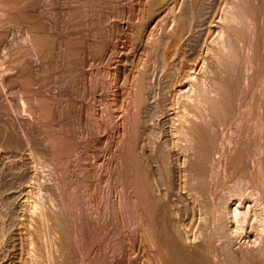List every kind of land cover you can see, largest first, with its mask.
<instances>
[{
	"label": "rangeland",
	"instance_id": "374dc122",
	"mask_svg": "<svg viewBox=\"0 0 264 264\" xmlns=\"http://www.w3.org/2000/svg\"><path fill=\"white\" fill-rule=\"evenodd\" d=\"M83 1L85 2V0ZM83 1L0 0V264H93L94 256H97L96 259L99 260L104 257L103 261H106L105 258H109L110 264H147V257L151 249L144 239L143 242L141 232L132 229V231L137 232L134 236L140 235L141 238L139 236L138 239L132 237L133 232L130 229L133 228L130 225L132 223H129L130 219L125 217L128 209L120 208L125 206L120 198V192L118 193L120 189H116L118 190L116 193L114 192L115 189H112L115 186L111 185L114 183L112 177L114 171L111 169L115 166L111 157L116 150L115 143L121 136L119 132L122 131L123 118L128 111L133 109L131 106L129 107L131 95L134 91L132 85L135 83L133 81H136L135 79L140 75H144V89L146 91H143L144 103L139 107L140 110H138L139 108L134 109V111H139L140 114H137L141 116H139V119L141 118L143 123L139 124V134H141L139 135L140 139L138 138V144L140 143L138 146L143 156H145L144 158L153 167L152 181L156 183V196L162 197L161 199L165 200H163L164 204H168V211L171 216L173 215L171 217L173 226L182 235V242H185L184 244L187 246H194V244L195 246H205H202V248L208 251L207 254L214 260L212 261L214 264L226 263L224 254L228 249L239 256L242 253L254 251L258 244L264 241V183L261 182L264 180V167L262 166L264 163V156H262L264 155V135L262 136L260 130H257L261 123L259 119L261 116L258 111L261 110L259 108H261L264 97V41L259 43L256 39L257 44L263 46H257L262 47H260V50L263 49L261 54L258 51L259 49L256 48L261 57L256 51L253 52L252 43L249 46V42L247 44L243 42L246 47L248 45L246 48L241 41H238L236 48L241 55L237 64L230 62L224 69L225 65L220 63L222 62L220 57L228 52L223 47L225 44L223 42L232 36L229 35L231 33L228 23L235 24V26L237 24L235 21L231 23V21L226 20V17L234 9V3L237 0H203L202 6L198 3L201 7H197V4L195 6L192 0H86V3ZM90 1L91 4L92 2L93 5L95 4V8L90 4ZM260 1L262 0H259V2L256 0L255 3L259 4ZM263 10L264 7L261 10L262 13L260 11V17L257 16V20H253L254 22L261 21V25L258 24L259 22L252 24V21H250L251 25L248 26L249 22L246 24L250 35L252 34V29L249 31L250 26L255 25L258 28L256 29L257 32H253V35L257 38L263 36L259 38V41L264 40V34H262L264 32ZM181 13H188L187 19L189 21L191 19L190 25L186 21H184L183 25H185L183 27L182 24H179L178 18ZM251 38L253 39L254 36ZM75 40L76 44L73 45ZM50 41H52V45ZM78 42L81 47L77 45ZM36 43L41 46H38V48ZM47 43H50L49 46L52 49L47 48ZM68 43L72 44L75 48L72 45L69 46L77 51L73 53V58H67L68 56L65 54L66 48L69 49ZM155 45L159 47L157 51L154 48ZM98 46L100 49H98ZM78 50L80 53H78ZM77 53L78 55H76ZM75 55L79 56L78 61ZM65 56H67V59ZM69 59L73 60L70 61ZM76 62L81 64L77 65ZM235 65H238V69H243V71H241V85L238 84L237 89L235 88L236 92L239 93L237 92L238 95L232 97L236 100L232 101L231 98L227 100L233 102L231 106L228 105L229 108L226 106L227 115L225 116L229 121L228 117L231 115L229 117L231 123H228L225 117L223 121L222 119L218 122L213 121V116L210 117L211 119L209 118V115L212 114L209 113L210 107L207 105V96L210 99L219 97L217 96L219 95V91H217L218 80L220 76L224 77L226 74L234 72L237 69ZM230 66L232 69L227 68ZM26 76H30L29 81ZM91 77L94 78V81ZM95 78H99L100 81ZM88 83L92 85L96 83V85L92 87ZM46 99L54 103H51V101L48 103L47 100L49 107H55L50 110L52 116L48 115L49 119H55L54 121H47L48 116L45 118L40 114V110L44 108L42 106H45L44 103L46 102L44 101ZM88 103L91 109L90 115L86 109ZM65 106L68 107L65 108ZM255 107L256 109H254ZM37 110L39 111L37 112ZM126 110L128 111L126 112ZM67 111H71L72 114ZM228 111L232 114H228ZM235 112L236 115H233ZM67 113L72 115L73 118H70ZM86 113L91 119L86 118V116L89 117ZM246 114L248 115L246 116ZM37 115L39 116L37 117ZM252 115H254L253 118ZM257 116L260 123L256 118ZM245 117L252 119H248V121ZM254 117L259 123L258 126L256 121L254 124ZM38 118L40 120L43 118V121L38 122ZM204 119L209 120L210 123L213 121L211 126L216 131L215 136L217 134L220 136L215 137L219 138L218 141L214 138L217 142L209 144L213 149L209 147L212 150L206 155H210V158L213 157L212 159L207 157L208 160L213 161L212 164L208 160V162L205 161V165L208 166L207 174L209 175L206 180L207 188L205 189H208V191H203L198 187L195 188L196 181L189 177L190 164L191 160L195 159L193 156L195 152L187 148V143L191 139L189 138L191 137V128L195 123L203 122ZM45 120L46 122H44ZM87 120L91 123L90 125ZM235 120L239 121L236 122V127H234L236 123L233 124ZM49 122L53 123L50 124ZM71 122L75 123L74 127ZM64 124L68 129L63 127ZM253 124L257 128L255 126L254 128ZM49 125L53 126L50 127ZM58 125L61 129H64V131H60L63 136H59L60 132L58 131V137L65 139L64 136L68 135L69 141L68 137L65 139L68 144L65 140L64 143L67 144V148L69 146L75 147L74 149L70 148L73 154L67 153L69 156L72 154L70 157L64 153L71 151L69 148L64 151L66 146L60 147L63 149L57 148L60 153L66 156H60L63 154H59V150L56 155L52 151V149L56 150L55 146L50 149L51 142L49 140L56 138L55 132L60 129ZM67 125L69 127L71 125L70 129ZM238 126L239 131L244 135L238 134L240 133L237 131ZM44 127L48 131H45ZM243 127L245 130L246 128L247 130L251 129L250 133H247V130L245 131ZM73 130H76V133H73ZM65 131L66 134H64ZM71 131L72 134H77L78 139L74 135L70 137L72 135ZM256 131L257 133H255ZM46 132L48 135L45 134ZM245 134L249 136L248 138L251 139L252 143L254 142L253 150H251L253 157L250 155L252 158H249L250 160L246 158L249 164L245 162L247 165L232 171L228 159H226L229 158L228 152L234 151L231 148H235V143L239 140L244 139L243 142L246 140V144L250 142ZM252 134L256 139L259 135V139L254 140ZM260 135L262 139H260ZM233 136H235V139ZM46 138L48 139L46 140ZM188 139L189 141H187ZM73 140L76 141L72 142ZM212 140L213 137L211 142ZM226 140L233 147L229 148L228 146L231 145H227ZM261 140L262 145L259 143ZM62 142H60L61 145L58 142L56 143L58 146L55 145L57 147L62 146ZM69 143L75 146H71ZM216 143L218 144L217 147L215 146ZM257 145L262 146V150L260 147L258 149ZM159 147H162L167 154L168 165L166 164L167 170H163L164 172L158 170V167L160 168L157 160V149ZM254 147L258 149V151L256 149L258 152L256 153L261 154L260 158L256 153L253 154ZM226 148L228 150L227 154L225 153ZM198 153L201 152H197L196 155ZM198 156L201 157V154ZM62 157L68 158L69 161L67 160L66 163V158L63 159ZM262 157L263 159H261ZM200 159H197V161ZM109 160L110 163L113 162V166L108 163ZM257 162L261 166H258ZM212 165H215V168L213 167L215 170L209 168ZM227 165L229 168H227ZM230 170L233 173H230L232 177L228 176L229 173L227 174ZM259 172L260 174H257ZM64 173L66 175L63 177ZM256 174L259 176V180L256 178ZM111 177L112 180H109L108 178ZM254 178L258 180V183H255ZM110 182L112 183L110 184ZM256 184L262 186V188ZM104 192L107 194L106 196H104ZM71 194H74V197L71 196L72 198H70ZM84 200L88 202H83ZM119 200L124 206L118 203ZM109 201L110 203H107ZM104 203L109 204L110 211L107 205L102 206ZM71 204L74 205L75 210L71 208ZM110 204H113V207L116 208L114 209ZM110 206L119 215L116 216L113 210L111 212ZM94 207L97 209V217H95ZM101 207L102 211L107 212L108 210L105 215L104 212H99ZM72 210L75 211V214L72 213ZM85 211L88 212L86 213L88 216L89 213L93 214L94 218L92 215L89 216L91 219H88V216L85 217L86 220L88 219L86 222L90 226L86 225L84 218L81 219L85 215ZM69 215L81 216L79 218L80 222L75 220L78 219L77 217L72 218ZM66 216L73 220L67 219ZM106 217L108 220L105 219ZM115 217L118 218L122 228H119V222ZM64 220L67 222H64ZM81 220L86 227L89 226L88 229L82 226ZM99 221L100 223L105 222L103 223L104 227L100 225ZM62 222L66 225L69 222L68 226H72V228H67ZM106 224L108 225L106 229L109 230L107 234H110L109 236H106ZM114 224L119 229H116V226L113 229L116 227L117 232L122 233H117L115 229L112 231L111 226ZM91 225L95 226V230H97L96 226L102 230L95 231L93 230L94 226L91 228ZM63 227H66V229ZM78 227H81L83 234L85 233L82 234L83 236L87 235L85 239L80 235L81 230L79 231ZM71 229L74 236L71 233L70 235L73 238L75 237L73 241L68 234L72 232ZM92 230L95 231V235ZM114 232L118 234L116 238L111 237ZM127 232H130V234L128 233L131 235L130 237L127 236ZM98 235L103 237H97ZM104 235L107 238H113L115 242L110 240L113 244L124 241L125 245L123 242L113 245L110 241L107 242L109 238L104 239ZM117 236L123 238L120 240ZM79 237L82 239H79ZM86 239L93 241H89L90 244H88ZM95 239H102V242L98 240L96 241L98 245L94 244ZM84 240L86 241L84 242ZM133 240L137 241L134 242ZM209 241H211L210 245ZM70 242L74 244V247H70L72 245H70ZM102 244L104 245L102 246ZM111 244L113 245L112 248L115 246L114 251L119 248L117 251L119 254L111 251L113 250L111 247L108 248ZM143 244L144 247H142ZM81 245H86L85 250H83V247L80 248ZM89 245L90 247L93 245L92 249ZM99 245H101L102 250ZM86 248L89 252L91 251L90 254ZM97 249L101 251L99 252ZM81 250L86 252L85 260L83 257L84 252H81ZM121 251L123 252L120 253ZM74 253H76V256ZM80 253H83V255ZM96 253L100 255L98 256ZM112 254H115V256ZM90 258H93L91 263Z\"/></svg>",
	"mask_w": 264,
	"mask_h": 264
},
{
	"label": "bare ground",
	"instance_id": "6f19581e",
	"mask_svg": "<svg viewBox=\"0 0 264 264\" xmlns=\"http://www.w3.org/2000/svg\"><path fill=\"white\" fill-rule=\"evenodd\" d=\"M21 1H23V0H21ZM79 1V0H78ZM83 1V0H82ZM236 1V0H235ZM69 2V1H68ZM84 2V1H83ZM192 2H193V4L195 5V4H197L198 5V3L199 4H201V6H202V2H203V0H192ZM256 2V0H237L235 3H234V6H233V10L229 13V16H227L226 17V20L229 22V21H231V23H233V21H235V23L237 22V24H236V26H235V24H230V23H228L230 26H229V29H230V33L231 34H229L231 37H228L227 39H225V42H223V43H225L224 44V48L228 51L227 53H225L224 55H222L220 58H221V60L220 61H222V62H220V63H222L223 65H225V67H224V69L226 68V66H227V64H230V62H234L235 64H237V62L240 60V55L241 54H239V52H238V50H237V46H236V43L238 42V41H241L242 43L244 42L245 44H247V42H249L248 43V45L250 46V43H252L251 45L253 46L252 48V50H254L253 52H257V54L260 52V54H261V51L264 49H262V50H260L263 46L261 45V44H257V41H256V39H258V42L260 43V42H262V41H264V40H262L261 39V41H259V38H262L263 36H261V37H258L257 38V36H255V35H253L254 33V31L255 32H257L256 31V29H258V28H256V26H255V28H254V26H250V29H249V31L251 30V32H252V34L251 35H253L254 36V38L252 39H250V37H253V36H251L250 34H249V32H248V26L249 25H251V22L250 21H252V24L254 23L255 24V22H259L258 24H260L261 25V21H253V20H257L256 18H257V16H259L260 17V11L262 10V8L264 7L263 5V3H264V0H262V1H260L261 3H255ZM258 2H259V0H258ZM84 3H86V0H85V2ZM95 3V2H94ZM184 3V2H183ZM90 4H91V1H90ZM92 6H94L93 5V2H92V4H91ZM89 6V5H88ZM190 6H192V5H190ZM196 6V5H195ZM200 5H198L197 7H199ZM200 6V7H201ZM82 7V6H81ZM99 7V6H98ZM78 8V7H77ZM76 8V9H77ZM94 8H95V6H94ZM191 8V7H190ZM81 9V8H80ZM78 11V10H77ZM192 11H193V9H192ZM195 11H197L196 9H195ZM63 12V11H62ZM79 12H81V11H79ZM194 12V11H193ZM229 12V11H228ZM263 12H264V10H263ZM39 13V12H38ZM261 13H262V11H261ZM78 14H81V13H78ZM41 15V14H40ZM73 15V14H72ZM75 15V14H74ZM80 16V15H79ZM153 16V15H152ZM262 16V15H261ZM187 17H188V13L186 14V13H184V14H182L181 13V15H180V17L178 18L179 20V24L183 27L184 25H183V23H184V21H186L189 25H190V22H191V19H190V21L187 19ZM194 18V17H193ZM228 18V19H227ZM193 20V19H192ZM261 20V19H260ZM40 21H42V20H40ZM225 21V20H224ZM247 22H249L250 24H248V26L246 25L247 24ZM105 24V23H104ZM258 24H256L257 26H259ZM188 26V25H187ZM222 26V25H221ZM42 27V26H41ZM252 27V28H251ZM263 27V26H262ZM180 28V27H179ZM260 28H261V26H260ZM264 28V27H263ZM253 29H255V30H253ZM175 30V29H174ZM261 30H263V29H261ZM250 32V33H251ZM261 33V32H260ZM223 34V33H222ZM256 34V33H255ZM262 34H264V32H262ZM261 35V34H260ZM221 37V36H220ZM46 39V38H45ZM52 40V39H51ZM72 40V39H71ZM82 40V39H81ZM47 41V40H46ZM53 41V40H52ZM52 41H50L51 42V45L54 43V41H53V43H52ZM36 42V41H35ZM41 42V41H40ZM42 42H44V41H42ZM72 42V41H71ZM74 43H73V45L74 44H76L75 42H76V40L75 41H73ZM80 42V41H79ZM79 42H78V46L79 47H81L80 45H79ZM243 43V44H244ZM37 44V43H36ZM43 44V43H42ZM48 44V43H47ZM80 44H81V42H80ZM158 44V43H157ZM244 44V45H245ZM50 45V43L48 44V47L47 48H51V46H49ZM68 46L69 45H72V44H70V43H68L67 44ZM72 45V46H73ZM82 45V44H81ZM100 45V44H99ZM248 45H247V47H248ZM258 45H261V46H259V47H257ZM263 45H264V43H263ZM37 47L38 46H41V45H36ZM54 46V45H53ZM67 46V47H68ZM72 46L70 47L69 46V49L67 50V48H66V53L65 54H67V56H65V58L67 57V58H73L72 56H74L73 55V53L76 51L75 49L73 50V48H75L74 46H73V48H72ZM76 46V45H75ZM156 46V45H155ZM77 47V46H76ZM78 47V48H79ZM154 47V46H153ZM245 47H246V45H245ZM246 47V48H247ZM261 47V48H260ZM39 48V47H38ZM47 48H45V49H47ZM96 48V47H95ZM155 49H156V51L158 50V48L159 47H154ZM256 48H258L259 50V52L257 51V49ZM44 49V51H46ZM52 49V48H51ZM50 49V50H51ZM77 49V48H76ZM97 49V48H96ZM98 49H100L99 48V46H98ZM215 49V48H214ZM249 49V48H248ZM250 49H251V47H250ZM94 50V49H93ZM44 51H43V53H44ZM98 51H100V50H98ZM77 52V51H76ZM75 52V53H76ZM225 52V51H224ZM78 53H80V51L78 50ZM78 53L76 54V55H78ZM42 54V53H41ZM40 54V55H41ZM100 54V53H99ZM254 54V53H253ZM256 54V55H257ZM260 54H258L260 57H261V55ZM44 55V54H43ZM48 55V54H47ZM75 55V57H77V61H78V57L79 56H76ZM257 55V56H258ZM74 57V58H75ZM81 57V56H80ZM44 58V57H43ZM66 58V59H67ZM103 58V57H102ZM219 58V57H218ZM257 58V57H256ZM232 60V61H230V60ZM258 59H260V58H258ZM262 59V58H261ZM70 60V59H69ZM71 60H73V59H71ZM70 60V61H71ZM246 60V59H245ZM76 61V60H75ZM67 62V61H66ZM73 62V61H72ZM78 62H76V64H77ZM75 64V65H76ZM79 64H81L80 62H79ZM79 64H77V65H79ZM23 65V64H22ZM25 66V65H24ZM27 66H29V65H27ZM81 66V65H80ZM75 67V66H74ZM77 67V66H76ZM82 67H83V65H82ZM88 67V66H87ZM234 67V66H233ZM235 67H237V69L236 70H234V72H231V73H228V74H226L224 77H222V76H220V79L218 80V84H217V91H219L218 92V94L219 95H217V96H219L218 98L217 97H215V98H211L210 99V97H208L207 96V105H209V107H210V112L209 113H211L212 115H209V118L211 117V116H213V118H214V120L213 121H220V119H222V121L224 120L223 118L227 115V110H226V106L229 108V106L228 105H230L231 106V104L233 103H231L230 102V100H229V102H230V104H229V102L227 101L228 99H230L231 98V100L233 99L232 97L233 96H236V95H238V93L236 92V89H237V86H238V84H240L241 83V76H242V72L241 71H243V69L242 70H239L238 69V65L236 66L235 65ZM235 67H234V69H235ZM242 67V66H241ZM79 68V67H78ZM227 68H231V66L230 67H227ZM240 68V67H239ZM263 68V67H262ZM32 69V68H31ZM232 69V68H231ZM74 71V70H73ZM81 71V70H80ZM225 71V70H224ZM246 71V70H245ZM141 73V72H140ZM139 73V74H140ZM143 73V72H142ZM227 73V72H226ZM221 74V73H220ZM219 74V75H220ZM253 74V73H252ZM146 75V74H145ZM143 76L144 75H140V76H138L135 80L136 81H133V82H135V83H133L134 85H132L133 86V94L131 95V100H130V102H131V104L129 105V107L131 106L133 109L131 110V111H128V110H126V112L128 111V113L125 115V117L123 118V124H122V131L121 132H119V133H121L120 135V138H118V140H117V142L115 143V147H116V150L113 152V154H112V157H111V159H112V161H114V164H115V166H113L112 165V163H110V160H109V162L108 163H110L114 168H112L111 170L112 171H114V174L112 175V177H113V182L114 183H112V182H110V184L111 185H114L115 186V188L113 187H111L112 189H115L114 190V192H116V191H118L119 189V191H118V193L120 192V194H121V196H120V194H119V196H120V198H121V200H122V203L123 204H125V206L124 205H122V203H121V201L119 200V202L118 203H121V206H124V207H120L121 209H124V208H126V209H128V210H126L127 212V215H126V213H125V217H127L128 219H130V220H132L131 222H130V220H129V223H132V224H130V225H132L133 226V228H130L131 229V232H133L132 234V237L134 236V234L136 233L137 234V232H141V237H142V240L144 239L145 241H146V243H147V246L151 249V252H150V254H148V262H147V264H214L212 261H214V260H212L211 258H210V256H209V254H207L208 253V251H206V250H204L203 248H202V246L201 245H199V246H195V244H194V246H187V245H185L184 243L185 242H182V238H181V236L182 235H180L179 234V232H178V230H176L175 228H174V226H173V222H172V220H171V217L173 216H171L170 215V213H169V211H168V204L167 205H165L164 204V201L161 199L162 197H158V196H156V193H155V190L157 189V187H155V184L156 183H154L152 180V172H153V170H152V168L153 167H151L150 166V164L148 163V161L144 158L145 156H143V154L141 153V151H140V148H139V144H138V140L140 139L139 137V135L141 134H139V124H141L142 123V120H141V118L139 119V111H137V110H135L134 111V109H138L140 106H142V103H144L143 102V100H144V98H143V91L145 90L144 89V87H145V84H144V78H143ZM27 77V80L30 78V76H26ZM25 79V78H24ZM73 79V78H72ZM77 79V78H76ZM88 79H90V78H88ZM91 79H92V77H91ZM94 79V78H93ZM92 79V80H93ZM96 80H99V78L97 79V78H95ZM37 80V79H36ZM64 80V79H63ZM74 80V79H73ZM78 80H80V79H78ZM29 81V80H28ZM89 81V80H88ZM91 81V80H90ZM94 81V80H93ZM93 81H91V82H93ZM100 81V80H99ZM101 81H102V79H101ZM79 82V81H78ZM44 83V82H43ZM74 83H75V81H74ZM104 83V82H103ZM127 83V82H126ZM88 84H90V86L92 85L91 83H88ZM96 85V83L94 84V85H92V87L93 86H95ZM241 85V84H240ZM89 86V85H88ZM252 87V86H251ZM77 88V87H76ZM236 88V89H235ZM240 88V87H239ZM238 88V89H239ZM146 91V90H145ZM147 94V93H146ZM253 94V93H252ZM257 95V94H256ZM250 96V95H249ZM251 97V96H250ZM259 97V96H258ZM235 98V97H234ZM45 100V99H44ZM47 100H48V103L51 101H49V99H46V101H44V102H46V103H44L45 104V106H42L41 104H43V103H41L40 105L42 106V107H44L42 110H40L41 111V115L42 116H44L45 118H47L46 116H48L50 113H52V111L50 112V110H51V108H55V107H53V106H51V107H49L48 105V103H47ZM89 100V99H88ZM149 100V99H148ZM234 100H236V99H233L232 101H234ZM250 100V99H249ZM42 101V100H41ZM205 101V100H204ZM55 102V101H54ZM228 102V103H227ZM255 102V101H254ZM257 102H258V99H257ZM51 103H53V101H51ZM50 103V104H51ZM87 103V102H86ZM260 103V102H259ZM46 104H47V106H46ZM54 104V103H53ZM71 104V103H70ZM227 104V105H226ZM236 104V103H235ZM252 104V103H251ZM57 105H58V103H57ZM69 105V104H68ZM239 105V104H238ZM254 105V104H253ZM41 106H40V108H41ZM71 107H72V105H70ZM86 106H87V104H86ZM92 106V105H91ZM259 106V105H258ZM68 107V106H67ZM66 106H65V108H67ZM128 107V106H127ZM35 108V107H34ZM236 108V107H235ZM253 108V107H252ZM258 108V107H257ZM39 109V108H38ZM63 109V108H62ZM61 109V110H62ZM86 109H87V113L89 112V115H90V106H89V103H88V108L86 107ZM234 109V108H233ZM232 109V110H233ZM254 109H256V107L254 108ZM259 109H261V110H259L258 112L260 113V120H261V123H260V120L258 119V116L256 117L258 120H259V123H260V126L257 128V126H258V121H256L257 119L254 117V119L255 120H253L254 121V124H255V121L257 122L256 123V125H254L253 124V127L255 126L256 128H257V130L260 132V134H262V136L264 135V97H263V100H262V103H261V108H259ZM55 110V109H54ZM70 110V109H69ZM72 110V109H71ZM102 110V109H101ZM138 110H140V108L138 109ZM252 110V109H251ZM250 110V111H251ZM39 110H37V112H38ZM104 111V110H103ZM231 111V110H230ZM230 111H228V114L229 113H231L232 114V112H230ZM255 111V110H254ZM66 112V111H65ZM64 112V113H65ZM67 112H71V111H67ZM83 112V111H82ZM248 112V111H247ZM256 112V111H255ZM257 112V113H258ZM54 113V112H53ZM73 113H74V111H73ZM86 113V114H87ZM137 113H139V114H137ZM251 114H252V112H250ZM254 113V112H253ZM256 113V115H258ZM39 114V115H40ZM67 114H69V113H67ZM66 114V115H67ZM71 114H72V112H71ZM248 114H249V112H248ZM248 114H246V116L248 115ZM250 114V115H251ZM39 115H37V117L39 116ZM41 115H40V118H41ZM88 115V114H87ZM88 115V116H89ZM233 115H236V112L233 114ZM249 115V116H250ZM50 117L52 116L51 114L49 115ZM48 116V119H46L47 121H49L50 119V117ZM65 116V115H64ZM68 116H70V118H73V116L72 115H68ZM75 116V115H74ZM253 116L254 115H252V118H253ZM43 117V118H44ZM141 117V116H140ZM228 117V116H227ZM229 117H231V115L229 116ZM228 117V119H229V121L226 119V117H225V119L228 121V123L230 122L231 123V119ZM232 117H234V116H232ZM236 117V116H235ZM43 118L41 119L42 121H43ZM54 118V117H53ZM64 118V117H63ZM69 118V117H68ZM69 118V119H70ZM86 118L88 119V118H90V116L89 117H87L86 116ZM206 118H208V117H206ZM208 118V119H209ZM245 118H247V120L249 119H252V118H249V117H245ZM91 119V118H90ZM143 119V118H142ZM202 119V118H201ZM211 119V118H210ZM209 119V120H210ZM234 119V118H233ZM237 119V118H236ZM38 122H40L41 120L38 118ZM46 120L44 121V122H46ZM53 120V119H52ZM52 120H50V121H52ZM55 120V119H54ZM53 120V121H54ZM57 120V119H56ZM141 120V121H140ZM206 120V121H205ZM208 120V121H209ZM225 120V121H226ZM248 120V121H249ZM36 121V120H35ZM69 121H71V119L69 120ZM73 121V120H72ZM88 121V120H87ZM200 121H202V120H200ZM207 121V119H204L203 120V122H198V123H195L194 125H193V127L191 128V137H189V138H191L190 139V141H189V139L187 140V141H189L188 143H187V148L188 149H190L191 151L192 150H194V152H195V155H194V153H193V156H194V158L195 159H192L191 160V171H190V176L189 177H191L193 180H195L196 182H195V188L196 187H198V188H201L203 191H208V189L206 190L205 188H207L206 187V180H207V178H208V174H207V171H208V166L207 165H205V161H207L210 157V155L209 156H206L208 153H209V151H211L212 149H213V147L212 146H209V144L210 143H213V142H217L218 141V139L217 138H215V137H220V136H218L219 134H217V136H215V132L216 131H214V129L212 128V124L211 123H213V121H211V123L210 122H208ZM221 121V122H222ZM6 122V121H5ZM89 122V121H88ZM145 122V121H144ZM219 122L220 124H222V123H225V122ZM236 122H239L238 120H235V122H233V124L234 123H236ZM251 122H252V120H251ZM50 124L51 123H53V122H49ZM64 123V122H63ZM67 123V122H66ZM69 123V122H68ZM71 123H73V122H71ZM70 123V124H71ZM85 123V122H84ZM182 123V122H181ZM215 123V122H214ZM248 124H249V122H247ZM40 124V123H39ZM41 124H43V123H41ZM45 124V123H44ZM48 124V123H47ZM75 123H73V124H71L72 126L74 125ZM91 123L89 122V125H90ZM143 124V123H142ZM227 124V123H226ZM61 125V124H60ZM65 125L66 124H64V126L63 127H65ZM71 125H70V127H71ZM105 125V124H104ZM157 125V124H156ZM232 125V124H231ZM242 125V124H241ZM250 125V124H249ZM248 125V126H249ZM42 126V125H41ZM45 126V125H44ZM50 126V125H49ZM48 126V128H50L51 126H53V125H51L50 127ZM59 126V125H58ZM68 127H69V125H67ZM142 126V125H141ZM140 126V127H141ZM229 126V125H228ZM237 126V123H236V125L234 126V127H236ZM244 126H246V127H248L247 125H244ZM251 126V125H250ZM249 126V127H250ZM43 127V126H42ZM47 127V126H46ZM46 127H44V129L46 128ZM62 127V126H61ZM70 127H69V129H70ZM74 127V126H73ZM226 127V126H225ZM252 127V126H251ZM254 127V128H255ZM59 128H60V126H59ZM99 128V127H98ZM239 128V126L237 127V129ZM242 128V127H241ZM244 128V127H243ZM52 129H53V127H52ZM56 129H58V128H56ZM61 129V128H60ZM57 130V132H55L54 130V132L56 133V135H55V137H53L54 135H53V132H52V135L53 136H50V137H53V138H55V139H53L52 140V138L50 139V137H48L50 140V142H51V146H50V149H52L54 146H55V148H56V150H57V148H60V147H65L68 143L66 142V140L65 139H67L66 137H68V135L67 136H64L65 137V139L64 138H61V137H58V135L59 136H63V135H61V132L60 131H64V129L62 130ZM65 129H68V128H66L65 127ZM236 129V128H235ZM47 129H45V131H46ZM72 130V129H71ZM240 130V128L237 130V131H239ZM242 130V129H241ZM244 130H245V128H244ZM246 130H247V128H246ZM245 130V131H246ZM48 131V130H47ZM60 132V134H58L57 135V133H59ZM66 131H68V130H66ZM66 131L64 132V134H66ZM75 131V132H74ZM83 131V130H82ZM243 131V130H242ZM244 131V132H245ZM250 131H251V129L250 130H247L246 132L247 133H250ZM220 132V131H219ZM240 133H238V132H235V133H238L239 135L240 134H242L241 133V131H239ZM253 132V131H252ZM69 133H70V131H69ZM69 133H67V134H69ZM73 133H76V130H73ZM232 133V132H231ZM255 133H257V131L255 132ZM255 133H253V134H255ZM45 134H47L48 135V133L46 132ZM71 134H72V131H71ZM147 134V133H146ZM185 134V133H184ZM253 134L251 135L252 137H254V140H258L259 139V135H257V138L258 139H256L255 138V136H253ZM259 134V133H258ZM70 135V134H69ZM74 134H72L70 137H72ZM228 135V134H227ZM236 135V134H235ZM239 135H237V136H239ZM242 135H244V134H242ZM247 134H245V136H246ZM250 135V134H249ZM46 136V135H45ZM74 136H76L77 137V134H75ZM232 136V135H231ZM230 136V137H231ZM250 136V137H251ZM47 137V136H46ZM212 137H213V140H212V142H211V139H212ZM229 137V138H230ZM235 136H233V138H234ZM240 137V136H239ZM242 137V136H241ZM249 136L247 135V139L251 142H248L247 144L245 143V141L243 142V140L241 141V140H237L238 142H236L235 143V148H231V149H233L234 151L233 152H231V153H229L228 152V150H227V148L229 147H233L232 146V144L231 143H228L229 141H227L226 142V144L228 145V144H230L231 146H228L225 150H226V154H227V152H228V156H229V158H226V159H228V162H229V166L231 167L230 169H232V171H236L237 169H241V168H239V167H243V165H247V164H249V162H247L246 161V158L248 159V160H250L249 158H251V156L253 157V155H252V152H251V150H253L252 148V146L254 145V142L252 143V141H251V139H249L248 138ZM251 137V138H252ZM264 137V136H263ZM48 138H46V140L48 139ZM86 138V137H85ZM110 138V137H109ZM139 138V139H138ZM142 138V137H141ZM217 139V141L215 140V139ZM62 139V140H61ZM71 139V138H70ZM73 139H74V137H73ZM76 139V138H75ZM77 139H78V137H77ZM232 139V138H231ZM235 139V138H234ZM233 139V140H234ZM236 139H237V137H236ZM241 139V138H240ZM260 139H262L261 138V135H260ZM64 140H65V142L67 143H64ZM215 140V141H214ZM232 140V142H234ZM253 140V139H252ZM61 141H63L62 142V146H59V147H57L58 146V144H56L57 142L59 143V145H61L60 144V142ZM68 141H69V137H68ZM76 140H73L72 142H75ZM155 141V140H154ZM86 142V141H85ZM113 142V141H112ZM256 142V141H255ZM261 142H262V140L259 142L260 144H261ZM52 143H54V145H52ZM258 143V142H257ZM258 143V144H259ZM263 143V142H262ZM57 146H56V145ZM63 144H65L64 146H63ZM70 144V143H69ZM75 144V143H74ZM214 144V143H213ZM217 144V143H216ZM259 144V145H260ZM264 144V143H263ZM71 146H75V145H72V144H70ZM78 144L76 143V146H77ZM256 145V144H255ZM262 145V144H261ZM53 146V147H52ZM69 146V145H68ZM214 146V145H213ZM216 147L218 146V144L217 145H215ZM52 147V148H51ZM209 147H212V149L210 150V148ZM216 147H214V148H216ZM224 147H226L225 145H224ZM256 147H258V149H259V147L260 146H256ZM262 147V146H261ZM260 147V148H261ZM263 147H264V145H263ZM54 148V149H55ZM66 148V149H65ZM64 148V151H67L68 150V148H69V150H71V151H68V152H64L65 154H70V153H72V149H70V148H73V147H68L67 148V146ZM75 148V147H74ZM73 148V149H74ZM186 148V147H185ZM228 148V149H229ZM255 148V147H254ZM60 149H63V148H60ZM187 149V150H188ZM256 149L257 148H255V150H254V152H253V154L254 153H256L257 151H258V149H257V151H256ZM56 150H53L52 149V151L56 154L57 152H58V150L56 151ZM76 150V149H75ZM217 150H219V149H217ZM261 150H262V148H261ZM56 151V152H55ZM74 151V150H73ZM193 152V151H192ZM197 152H201V153H198V155H200L201 154V157L200 156H198V155H196L197 154ZM213 152V151H212ZM211 152V153H212ZM263 152H264V149H263ZM214 153H215V150H214ZM258 153V152H257ZM256 153V154H257ZM59 154H63V153H60V150H59ZM58 154V155H59ZM65 154H63V155H60V156H64ZM67 154V155H68ZM73 154V153H72ZM71 154V155H72ZM203 154V155H202ZM255 154V155H256ZM264 154V153H263ZM57 155V154H56ZM70 155V156H71ZM211 155H213V154H211ZM251 155V156H250ZM258 155V157L260 158V155L261 154H257ZM66 156V155H65ZM69 156V155H68ZM69 156V157H70ZM157 156H158V162H159V166H160V168L158 167V170L160 171H162V172H164L163 170H167V166H166V164L168 165V163H167V154H166V152H165V150H163L162 149V147H159V149H157ZM156 156V157H157ZM214 156V155H213ZM262 156H264V155H262ZM55 157H57V156H55ZM207 157H209V158H207ZM63 159L64 158H66V157H62ZM199 158H201L199 161H197V159H199ZM213 157H211L210 159H212ZM70 159V158H69ZM252 159V158H251ZM254 159V158H253ZM257 159V158H256ZM261 159H263V157L261 158ZM68 160V158H66V160H65V162ZM69 161V160H68ZM208 161H210V164H212L211 162H213L212 160H208ZM207 161V162H208ZM226 160H224V162H225ZM253 161V160H252ZM256 161V160H255ZM261 161V160H260ZM61 162H63V161H61ZM189 162V161H188ZM227 162V161H226ZM228 162H227V164H228ZM245 162H247V164L245 163ZM251 162V161H250ZM258 162H259V160H258ZM258 162H257V165H258ZM59 163V162H58ZM67 163V162H66ZM65 163V164H66ZM214 163H215V161H214ZM245 163V164H244ZM260 163V162H259ZM256 164V163H255ZM64 165V164H63ZM110 165V166H111ZM260 165V164H259ZM258 165V166H259ZM78 166V165H77ZM109 166V165H108ZM215 165H212V166H210L209 168L210 169H213V167H214ZM226 166V165H225ZM228 166V165H227ZM229 166L227 167V168H229ZM249 166V165H248ZM261 166V165H260ZM263 167H264V163H263V165H262ZM212 167V168H211ZM246 167V166H245ZM244 167V168H245ZM262 167V168H263ZM78 168V167H77ZM215 168V167H214ZM255 168H256V166H255ZM261 168V169H262ZM70 168H68V170H69ZM210 169H209V171H210ZM243 169V168H242ZM67 170V171H68ZM110 170V171H111ZM213 170H215V169H213ZM212 170V171H213ZM254 170V169H253ZM257 170H258V168H257ZM66 171V172H67ZM69 171H71V169L69 170ZM156 171V170H155ZM154 171V172H155ZM160 171V172H161ZM227 171V170H226ZM239 171V170H238ZM241 171V170H240ZM239 171V172H240ZM255 171V170H254ZM253 171V172H254ZM260 171V170H259ZM262 171V170H261ZM264 171V170H263ZM262 171V172H263ZM73 172V171H72ZM215 172V171H214ZM222 172V171H221ZM68 173V172H67ZM211 173H213V172H211ZM230 174L231 173V170L230 171H228L227 172V174ZM235 173H237V172H235ZM245 173V172H244ZM256 173V172H255ZM69 174V173H68ZM68 174H67V177H68ZM71 174V173H70ZM111 174V173H110ZM231 174H233V173H231ZM231 174L230 175H228L229 177L231 176ZM240 174V173H239ZM257 174H260V172L259 173H257ZM256 174V175H257ZM64 175H66V173H64L63 174V177H64ZM162 175V174H161ZM211 175V174H210ZM222 175V174H221ZM256 175H254V176H256ZM72 176V175H71ZM70 176V177H71ZM212 176V175H211ZM224 176V175H223ZM245 176V175H244ZM258 176V175H257ZM256 176V178L259 180V176L257 177ZM112 177L111 178H108L109 180H112ZM214 177H215V175H214ZM222 177V176H221ZM220 177V178H221ZM232 177V176H231ZM261 177V176H260ZM216 178V177H215ZM226 178V177H225ZM250 178V177H249ZM252 178V177H251ZM263 178H264V175H263ZM65 179H66V176H65ZM107 179V180H108ZM218 179V178H217ZM255 179V178H254ZM257 179H255V183L258 181ZM61 180V179H60ZM68 180H69V178H68ZM67 180V181H68ZM85 180H88V179H85ZM92 180V179H91ZM193 180H191V181H193ZM216 180V179H215ZM222 180V179H221ZM252 180V179H251ZM261 180H263V179H261ZM63 181H65V182H67L66 180H63ZM80 181V180H79ZM89 181V180H88ZM189 181V180H188ZM264 181V180H263ZM263 181H261L262 183H264ZM194 182V181H193ZM222 182V181H221ZM227 182V181H226ZM254 182V181H253ZM82 183H83V181H82ZM81 183V184H82ZM85 183V182H84ZM98 183V182H97ZM108 183H109V181H108ZM189 183H191V182H189ZM216 183V182H215ZM258 183V182H257ZM259 183H260V181H259ZM262 183H261V185H262ZM80 184V183H79ZM88 184V183H87ZM90 184V183H89ZM166 184V183H165ZM221 184V183H220ZM106 185V184H105ZM257 185V184H256ZM87 186H89V185H87ZM98 186H100V184H98ZM255 186V185H254ZM257 186H260V185H257ZM264 186V185H263ZM81 187V186H80ZM82 187H83V185H82ZM95 187H97V186H95ZM108 187V186H107ZM261 188H262V186H260ZM260 187H258V188H260ZM77 188V187H76ZM79 188V187H78ZM93 188V187H92ZM99 188V187H98ZM97 188V189H98ZM102 188V187H101ZM156 188V189H155ZM107 189V188H106ZM116 189H118V190H116ZM99 190H102V189H99ZM98 190V191H99ZM194 190V189H193ZM261 190V189H260ZM263 190H264V188H263ZM103 191H104V189H103ZM103 191H102V193H103ZM107 191V190H106ZM105 191V192H106ZM112 191V190H111ZM67 192H68V189H67ZM71 192V191H70ZM86 192V191H85ZM104 192V193H105ZM108 192V191H107ZM75 193V192H74ZM98 193V192H97ZM117 193V192H116ZM115 193V194H116ZM237 193V192H236ZM86 194V193H85ZM74 195V194H73ZM72 194L70 195V198H72V197H74ZM97 195V194H96ZM99 195V194H98ZM107 194L105 193L104 194V196H106ZM118 195V194H117ZM72 196V197H71ZM78 196V195H77ZM103 196V197H104ZM109 196V195H108ZM111 196V195H110ZM116 196V195H115ZM102 197V198H103ZM110 198V197H109ZM108 198V199H109ZM116 198V197H115ZM118 198V197H117ZM67 199V198H66ZM75 199V198H74ZM105 199H106V197H105ZM104 199V200H105ZM119 199V198H118ZM117 199V200H118ZM87 200V199H86ZM99 200V199H98ZM103 200V199H102ZM103 200V201H104ZM68 201V200H67ZM73 201V200H72ZM92 201V200H91ZM90 201V202H91ZM106 201V200H105ZM115 201V200H114ZM74 202V201H73ZM72 202V203H73ZM77 202V201H76ZM83 202H86L85 200L83 201ZM88 202V201H87ZM86 202V203H87ZM113 202V201H112ZM106 203V202H105ZM104 203V205H102L103 207L105 206V205H107V207H108V205L109 204H105ZM107 203H110V201L109 202H107ZM115 203V202H114ZM113 203V204H114ZM74 204V203H73ZM84 204V203H83ZM96 204V203H95ZM103 204V203H102ZM113 204L111 205L112 207H113ZM79 205V204H78ZM71 208H73L74 209V205H72L71 204ZM83 206V205H82ZM110 206V207H111ZM118 206H119V204H118ZM111 207V212H112V210H113V208ZM70 208V209H71ZM99 207L97 206V209H98ZM116 208V207H115ZM114 208V209H115ZM67 209V208H66ZM86 209V208H85ZM92 209H93V207H92ZM94 213H95V217H97V215H98V213H96V211H97V209H96V207H94ZM104 209V208H103ZM105 209H106V207H105ZM119 209V207L117 208V210ZM75 210V209H74ZM88 210V209H87ZM86 210V211H87ZM89 210H90V208H89ZM108 210H109V207H108ZM108 210H107V212H108ZM262 210V209H261ZM85 211V215H86V213H88V212H86ZM101 211H102V207H101V210L99 209V212L101 213ZM110 211V210H109ZM114 212H115V210H113ZM75 211H73L72 210V213L73 214H75L74 213ZM82 212V211H81ZM102 212H104V215L107 213L105 210L104 211H102ZM106 212V213H105ZM110 212V213H111ZM122 212V211H121ZM100 213H99V215H100ZM110 213H108L109 215H110ZM116 213V216L117 215H119V214H117L118 212H115ZM69 214V213H68ZM82 214V213H81ZM107 214V215H108ZM112 214V213H111ZM172 214V213H171ZM76 215H78V214H76ZM70 216V217H77V216ZM80 216L81 217V219H85V217L87 218V216H88V214L86 215V216ZM90 215H92V217H93V214H90L89 213V216ZM113 215H114V213H113ZM88 216V217H89ZM102 216V215H101ZM100 216V217H101ZM112 216V215H111ZM115 216V215H114ZM255 216V215H254ZM68 216H66V218H67ZM80 217H77L78 219H75V220H80L79 218ZM121 217V216H120ZM238 217V216H237ZM94 218V217H93ZM109 218H111V217H109ZM115 218H117V217H115ZM67 219H69V218H67ZM88 219H91L90 217L88 218ZM87 219V220H88ZM100 219V218H99ZM105 219H107L108 220V218L106 217ZM104 219V220H105ZM113 219V218H112ZM120 219V218H119ZM123 219V218H122ZM125 219V218H124ZM69 220H73V219H69ZM68 220V221H69ZM74 220V221H75ZM86 219H85V222L87 221ZM97 220V219H96ZM96 220H94V221H96ZM111 220V219H110ZM121 220V219H120ZM241 220V219H240ZM66 220H64V222H65ZM93 221V220H92ZM98 221V220H97ZM102 221V220H101ZM112 221V220H111ZM110 221V222H111ZM122 221V220H121ZM126 221V220H125ZM67 222V221H66ZM80 222V221H79ZM79 222H78V224H79ZM81 222H82V220H81ZM90 222V221H89ZM107 222V221H106ZM117 222H119L118 221V218H117ZM116 222V223H117ZM245 222V221H244ZM63 223V222H62ZM70 223H72L71 221H70ZM75 223H77V222H75ZM87 223V222H86ZM98 223V222H97ZM99 223H100V221H99ZM98 223V224H99ZM102 223V222H101ZM100 223V225L101 226H103L104 227V224L103 223H105L104 221H103V225ZM107 223H109V222H107ZM113 223V222H112ZM115 223V224H116ZM123 223V222H122ZM237 223V222H236ZM65 226H67V228L68 227H70V226H68L69 225V222L67 223L68 225H66L65 223H63ZM82 226L84 227L85 225H84V223L82 222ZM90 224H92L91 222H90ZM95 225H96V223H94ZM98 224H97V226H98ZM113 225V226H111V228L113 229V227L114 226H116V225ZM119 224V228H122V226L120 227V225H121V223L119 222L118 223ZM62 225V224H61ZM71 225V224H70ZM80 225H81V223H80ZM86 225H89V223H87ZM127 225V224H126ZM126 225H123V226H126ZM90 226V225H89ZM88 226V227H89ZM92 227L91 228H93V226L94 225H91ZM96 226V229L98 230V231H100V230H102V229H99L98 227ZM106 227H105V229L108 227V225L106 224L105 225ZM118 226V225H117ZM116 226V227H117ZM128 226V225H127ZM132 226H130V227H132ZM88 227H84L85 229L87 228L88 229ZM100 227V226H99ZM115 227V228H116ZM63 228H65L66 229V227H63ZM70 228H72V226L70 227ZM79 228V231L81 230V227H78ZM84 228H82V229H84ZM101 228V227H100ZM110 228V229H111ZM114 228V229H115ZM118 227L116 228V229H119ZM124 228V227H123ZM127 228H129V227H127ZM127 228H125V229H127ZM77 229V228H76ZM111 229V230H112ZM114 229L112 230V231H114ZM115 229V230H116ZM132 229H136L137 230V232H134V231H132ZM178 229V228H177ZM74 230V229H73ZM93 230H95V226H94V229ZM93 230H92V232H93ZM97 230H95V231H97ZM107 231V233L106 232H103L104 231V228H103V233H106V236H109V235H107L108 234V229H106ZM111 230H110V232H111ZM124 230V229H123ZM122 230V231H123ZM128 230V229H127ZM135 230V231H136ZM70 231V230H69ZM71 231H72V229H71ZM85 232H86V230H84ZM87 231H89V230H87ZM91 231V230H90ZM94 231V232H95ZM126 231V230H125ZM81 232V234L80 235H82L83 233H82V230L80 231ZM79 232V233H80ZM94 232H93V234H94ZM109 232V233H110ZM116 232H117V230H116ZM116 232H114L113 233V235L111 234V237H113V238H116V235H118V234H116ZM124 232V231H123ZM181 232V231H180ZM70 233H71V235H73L72 233H73V231L72 232H69L68 234L70 235ZM99 233V232H98ZM97 233V234H98ZM117 233H119V232H117ZM120 233H122V232H120ZM119 233V234H120ZM130 234V232H127V236ZM221 233V232H220ZM85 234V233H84ZM83 234V235H84ZM87 234V233H86ZM96 234V233H95ZM94 234V235H95ZM124 234L126 235V233L124 232ZM70 235V236H71ZM82 235V237H84V239H85V237L87 236V235H85V236H83ZM89 235V234H88ZM91 235V234H90ZM99 235H101L100 233H99ZM97 236V237H103V236ZM125 235H121V236H125ZM140 235H138L139 236V238H141L140 237ZM74 236V235H73ZM73 236H71V238H72V241H73V239L75 238H73ZM92 236V235H91ZM120 236V235H119ZM131 235H129V237H130ZM138 236L137 237H135L134 236V238H137L138 239ZM67 237V236H66ZM81 237V236H80ZM79 237V239H82V238H80ZM93 237H95V236H93ZM118 237V236H117ZM126 237V236H125ZM124 237V238H125ZM128 237V238H129ZM68 238V237H67ZM71 238H70V240H71ZM105 238H107V237H105V235H104V239ZM109 238V237H108ZM107 238V239H108ZM113 238H109V240H107V242H109L110 240H114ZM120 240L123 238V237H118ZM117 238V239H118ZM91 239H92V237H91ZM90 239V240H91ZM103 239V238H102ZM102 239L100 240V239H98V240H100L101 242H102ZM119 239H118V241H119ZM86 240H88V239H86ZM86 240H84V242L86 241ZM90 240H88L86 243H88ZM98 240H94L95 242H93L94 244H97V242L96 241H98ZM124 240V239H123ZM128 239L126 238V241H127ZM131 240H132V238H131ZM144 240H143V242H144ZM209 240V239H208ZM71 241V242H72ZM83 241V240H82ZM81 241V243H83ZM93 241V240H92ZM92 241H90V242H92ZM112 241H110L111 243H112ZM117 241V240H116ZM125 241V242H126ZM134 241V240H133ZM135 241H137V240H135ZM134 241V242H135ZM140 241V240H139ZM184 241V240H183ZM70 242V245L72 244ZM105 243H106V241H104ZM113 242H115V241H113ZM120 242V241H119ZM121 242H123V244H124V241H121ZM120 242V243H121ZM142 242V243H143ZM210 242L211 241H209V245H210ZM78 243H79V241H78ZM80 243V244H81ZM85 243V244H86ZM92 243V244H93ZM117 243V242H116ZM116 243H114V244H116ZM120 243H117V244H120ZM141 243V242H140ZM141 243V244H142ZM145 243V244H146ZM84 244V243H83ZM88 244H90V243H88ZM87 244V245H88ZM93 244V245H94ZM113 244V243H112ZM110 245L108 248H112V246L114 245ZM122 244V245H123ZM132 244V242L130 243V245ZM223 244V243H222ZM74 244H72L70 247L72 248V246H73ZM92 245V246H93ZM98 245V244H97ZM104 244H102V246H103ZM107 245V244H106ZM109 245V244H108ZM121 245V247H123ZM125 245V244H124ZM196 245H198V244H196ZM92 246L90 247V245H89V247H90V249H92ZM95 246V245H94ZM100 247H101V245H99ZM74 247V246H73ZM79 247V246H78ZM82 247L84 248V247H86V245H81V249H82ZM88 247V248H89ZM115 247V246H114ZM113 247V248H114ZM118 247V246H117ZM132 247V246H131ZM142 247H144V244H143V246ZM203 247H205V246H203ZM76 248V247H75ZM105 248V247H104ZM107 248V249H108ZM112 248V249H113ZM123 248H125V246L123 247ZM210 248H211V246H210ZM89 249V250H90ZM100 249V248H99ZM106 249V248H105ZM117 249V248H116ZM116 249H115V251H114V249L113 250H111V251H114L115 252V254L116 253H118L117 251L119 250V248H118V250L116 251ZM144 249H146V248H144ZM206 249V248H205ZM226 249V248H225ZM71 250V249H70ZM73 250V249H72ZM77 250V249H76ZM83 250H85V248L83 249ZM86 250H87V252L90 254V252L88 251V249L86 248ZM101 250H102V247H101ZM100 250V251H101ZM223 250V249H222ZM97 251H99L98 249H97ZM99 251V252H100ZM73 252V251H72ZM76 252V251H75ZM81 252H84V251H82L81 250ZM102 252H104V251H102ZM107 252V251H106ZM114 252H112V253H114ZM123 251H121L120 253H122ZM71 253V252H70ZM86 252H84V255H83V253H80V254H82L83 255V257H84V260H85V254ZM87 253V254H88ZM98 253V252H97ZM96 253V254H97ZM75 254V256H76V253H74ZM88 254V255H89ZM95 254V255H96ZM102 254V253H101ZM104 254V253H103ZM115 254H112V255H114L115 256ZM119 254V253H118ZM73 255V254H72ZM79 255V254H78ZM87 255V256H88ZM98 256L100 255V254H97ZM225 256V260H226V263L225 264H264V241H261L259 244H258V246H257V248L254 250V251H249V252H245V253H242L241 254V256H239V255H237L235 252H233V251H231V250H226V252H225V254H224ZM86 256V257H87ZM102 256V255H101ZM80 257H82V256H80ZM88 257H90V256H88ZM96 257L97 256H94V258H95V260H93V262L95 263V264H110V260H109V258L108 259H106L105 258V260L106 261H103V259H104V257H103V259L101 258V260H99V259H96ZM112 257V256H111ZM214 257V256H213ZM79 258V257H78ZM80 259H83V258H80ZM87 259H89V258H87ZM91 260H90V263H91V261H92V259L93 258H90ZM76 260V259H75ZM78 260V259H77ZM109 260V261H108ZM81 261V260H80ZM218 261V260H217ZM83 262V261H82ZM87 262V261H86ZM85 262V263H86ZM225 262V261H224ZM88 263V262H87ZM93 263V264H94ZM112 264V263H111Z\"/></svg>",
	"mask_w": 264,
	"mask_h": 264
}]
</instances>
